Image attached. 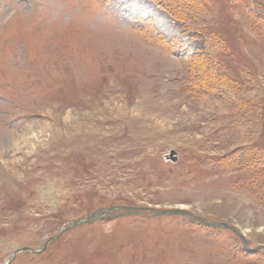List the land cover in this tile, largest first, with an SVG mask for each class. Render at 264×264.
Masks as SVG:
<instances>
[{"label": "rangeland", "instance_id": "374dc122", "mask_svg": "<svg viewBox=\"0 0 264 264\" xmlns=\"http://www.w3.org/2000/svg\"><path fill=\"white\" fill-rule=\"evenodd\" d=\"M9 258L264 264V0H0Z\"/></svg>", "mask_w": 264, "mask_h": 264}, {"label": "water", "instance_id": "95a60500", "mask_svg": "<svg viewBox=\"0 0 264 264\" xmlns=\"http://www.w3.org/2000/svg\"><path fill=\"white\" fill-rule=\"evenodd\" d=\"M135 209H131V208H123V207H115V208H110V209H103L101 211H97L93 214H89L87 216H85L84 218H80V219H76V220H70V221H64L62 222V230L54 237H52L50 240H47V242H45L44 246H46V244L48 243V241H53L56 240L60 235H62L63 233L69 231L70 229L77 227V226H81L84 224H90V223H94L96 221H98L99 219H103L105 217V213L108 212H114L116 213L117 216H134L137 215L138 213L134 211ZM172 215H177V216H183V217H188L189 219H191L192 221H195L197 223L209 226V227H215V228H222V229H230L232 230L236 235L239 236V238L241 239V241L243 242L244 246L246 247L245 241L243 236L234 228L229 227L227 225H224L222 223H215V222H210L208 220L205 219H201L198 217L193 216L192 214L188 213L185 210L182 209H175V210H165L162 212H157V211H153L152 216H172ZM22 251H30L28 248H23L20 250H17L13 253V258L21 253ZM12 260V258H9L8 262L6 264H9L10 261Z\"/></svg>", "mask_w": 264, "mask_h": 264}, {"label": "bare ground", "instance_id": "6f19581e", "mask_svg": "<svg viewBox=\"0 0 264 264\" xmlns=\"http://www.w3.org/2000/svg\"><path fill=\"white\" fill-rule=\"evenodd\" d=\"M176 208H180V209H186L187 207L186 206H184V205H179V206H176V207H174V208H172L173 210H175ZM171 210V209H170ZM186 211V210H185ZM70 219V218H69ZM75 230V229H74ZM244 232V231H243ZM245 233H248V230L246 229L245 230Z\"/></svg>", "mask_w": 264, "mask_h": 264}, {"label": "trees", "instance_id": "16d2710c", "mask_svg": "<svg viewBox=\"0 0 264 264\" xmlns=\"http://www.w3.org/2000/svg\"><path fill=\"white\" fill-rule=\"evenodd\" d=\"M196 223V222H195Z\"/></svg>", "mask_w": 264, "mask_h": 264}]
</instances>
